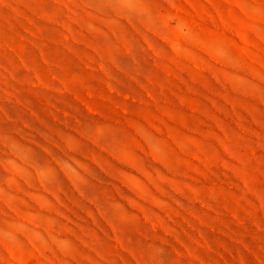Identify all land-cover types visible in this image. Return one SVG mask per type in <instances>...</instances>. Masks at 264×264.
<instances>
[{
    "label": "rangeland",
    "instance_id": "374dc122",
    "mask_svg": "<svg viewBox=\"0 0 264 264\" xmlns=\"http://www.w3.org/2000/svg\"><path fill=\"white\" fill-rule=\"evenodd\" d=\"M0 264H264V0H0Z\"/></svg>",
    "mask_w": 264,
    "mask_h": 264
}]
</instances>
